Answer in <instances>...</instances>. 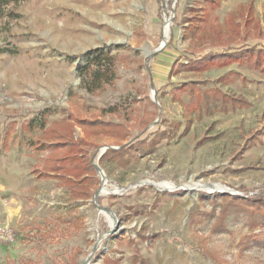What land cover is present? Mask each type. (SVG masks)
<instances>
[{"label": "rangeland", "instance_id": "obj_1", "mask_svg": "<svg viewBox=\"0 0 264 264\" xmlns=\"http://www.w3.org/2000/svg\"><path fill=\"white\" fill-rule=\"evenodd\" d=\"M14 12L0 20V229L13 234L0 264H264V0H26ZM94 50L117 76L88 94L77 71ZM209 52L220 57L188 65ZM75 118L121 126L72 122L73 152L105 178L86 201L39 174L46 145L32 150L44 126ZM110 150L126 159L100 164ZM214 185L226 190L197 188Z\"/></svg>", "mask_w": 264, "mask_h": 264}, {"label": "trees", "instance_id": "obj_2", "mask_svg": "<svg viewBox=\"0 0 264 264\" xmlns=\"http://www.w3.org/2000/svg\"><path fill=\"white\" fill-rule=\"evenodd\" d=\"M26 0H0V20L3 18L14 19L17 14L14 12V8L25 2ZM251 11V10H250ZM253 12H249L247 21H254ZM255 22V21H254ZM256 27H259L257 22ZM260 29V28H259ZM256 57L258 58L261 50H256ZM217 55L209 52L203 57L193 60L191 63L187 62L193 69H200L206 60H214L212 57ZM220 57V56H217ZM224 59V58H223ZM209 60V61H210ZM77 76L80 79V88L88 94L99 91L105 85H111L116 80V70L114 57L110 55L108 51L94 50L88 54V61L86 64L80 66L77 71ZM232 96H226L225 98L216 101L215 105L220 106L230 101ZM230 99V100H229ZM209 105L213 106V102H209ZM208 107V106H207ZM112 109H108L110 112ZM53 113L52 110H46L42 113L41 119L45 120ZM76 123L81 128H94L95 134L104 133L107 130L105 128H120L117 124H111L109 122H103L100 120H67L59 122L53 127L44 126L42 129V137L45 140L39 145L32 148L39 153L40 147L46 145L47 157L44 160V168L39 174L46 179H53L57 181V184L64 188L72 200L74 201H86L92 198L94 190L98 185L95 178L96 169L93 164L92 157H89L87 152H73L74 150L83 149V140L74 137L75 127L72 125ZM50 127V129H49ZM71 136L73 141L63 140L65 135ZM169 136V134H167ZM56 138L55 142L53 139ZM50 140V142H47ZM43 150V149H42ZM72 150V152H71ZM124 155L126 159V153L120 151L110 150L105 152L100 157V164L106 163L109 159H118L119 155ZM123 156V157H124ZM253 238V237H252Z\"/></svg>", "mask_w": 264, "mask_h": 264}, {"label": "built area", "instance_id": "obj_3", "mask_svg": "<svg viewBox=\"0 0 264 264\" xmlns=\"http://www.w3.org/2000/svg\"><path fill=\"white\" fill-rule=\"evenodd\" d=\"M13 239V234L11 233V231L2 228L0 229V243L1 242H10Z\"/></svg>", "mask_w": 264, "mask_h": 264}, {"label": "bare ground", "instance_id": "obj_4", "mask_svg": "<svg viewBox=\"0 0 264 264\" xmlns=\"http://www.w3.org/2000/svg\"><path fill=\"white\" fill-rule=\"evenodd\" d=\"M165 35H167V30L165 29ZM105 179V178H104ZM104 181V180H103ZM197 188H201V189H206L207 191H225L226 188L223 187V186H219V185H214V186H210V187H207V188H204V187H200V186H197ZM100 193H107V190L105 188H103ZM109 215V214H108Z\"/></svg>", "mask_w": 264, "mask_h": 264}, {"label": "water", "instance_id": "obj_5", "mask_svg": "<svg viewBox=\"0 0 264 264\" xmlns=\"http://www.w3.org/2000/svg\"><path fill=\"white\" fill-rule=\"evenodd\" d=\"M94 167H95L96 171L98 172V174H99L101 180H104L103 172L101 171V169H99V168L96 167L95 165H94ZM97 195H98V191H97L96 193H94L93 198L96 199V196H97ZM99 209H100L101 211L105 212V213H108L109 215H112V213H111L109 210L105 209V208H99Z\"/></svg>", "mask_w": 264, "mask_h": 264}, {"label": "crops", "instance_id": "obj_6", "mask_svg": "<svg viewBox=\"0 0 264 264\" xmlns=\"http://www.w3.org/2000/svg\"><path fill=\"white\" fill-rule=\"evenodd\" d=\"M34 153V152H33ZM47 153V152H46ZM34 154H37V153H34ZM46 157H47V155H46ZM45 157V158H46ZM43 168H44V161H43ZM46 179V178H45ZM48 180H53V179H48Z\"/></svg>", "mask_w": 264, "mask_h": 264}]
</instances>
